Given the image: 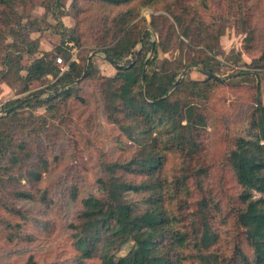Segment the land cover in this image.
I'll return each instance as SVG.
<instances>
[{"label": "trees", "instance_id": "trees-1", "mask_svg": "<svg viewBox=\"0 0 264 264\" xmlns=\"http://www.w3.org/2000/svg\"><path fill=\"white\" fill-rule=\"evenodd\" d=\"M98 1L115 10L114 15L105 17L103 31L97 37V44L104 53L123 65L116 66L117 71L112 76L96 67L93 56L89 59L79 54L78 59L73 58L72 49L81 47V37L59 16L61 0H0V82L13 88L21 84L22 91H31L34 97V101L25 96L3 104V110L8 112L0 115V186L9 182L20 186L25 178L33 185L41 180L46 161L28 163V145L21 140L18 143L19 136L26 129L31 133L40 120L46 121L45 117L34 113L36 108L45 106L46 111H56L73 96L78 86L91 80L98 86L106 120L119 131L118 143L127 140L129 146L122 145L124 154L118 158L102 160L101 175L97 178L100 195L88 194L79 200V211L70 224L79 251L78 261L98 259L101 264H140L141 260L143 264H184L197 260L200 264H264V111L260 108L256 109L247 134L235 137L225 157L242 187L241 205L235 210V219L244 230V238L234 245L232 255L220 254L214 248L217 233L209 218L214 206L208 196L199 201L197 211L187 216L182 213L188 206L187 198H182L183 194H189L188 178L206 172L194 165L201 153L202 132L207 122L197 102L207 99L225 80L215 74L202 80L177 79L191 65L215 73L210 61L220 52V48L217 51V31L223 28L224 17L211 12L213 19H208L199 5L186 3V0ZM229 2L232 9L233 0ZM164 3L174 20L165 27L167 17L153 15L150 25L158 33V40L152 41L147 20L137 19L144 7L155 8ZM176 4L180 9L175 8ZM208 4L209 0H200L202 8L209 9ZM38 6L52 10L56 25L42 24L32 17V9ZM73 6L79 7L77 0H73ZM25 18L30 19L28 24ZM48 29L59 36L58 53L45 51L36 56L41 53V37ZM30 32H39L40 36L31 38ZM178 34L182 35L183 57L160 60L159 49H167ZM9 38L22 49L11 45ZM60 48L65 49L63 59L69 65L63 73L56 62V56H61ZM150 51L152 57H148ZM25 56H28L27 63H24ZM154 64L162 77L153 78V74L147 72V67ZM254 66L264 68V47ZM85 67V76L81 78ZM247 74L241 73V76ZM49 76L53 80H49ZM38 84L45 87L34 91ZM48 91L50 95L39 98ZM24 110L31 112L26 114ZM171 154L182 159L181 174L173 178L166 170ZM78 189H71L74 199L79 196ZM15 192L18 200H38L32 189L19 188ZM176 200L180 203L176 204ZM106 207L123 223L148 230L135 237L127 253L116 262H112L107 253L121 248L128 237L109 227L102 214ZM12 210L24 220L30 217L20 208ZM20 224L7 222L5 227H20ZM24 264L39 263L29 259Z\"/></svg>", "mask_w": 264, "mask_h": 264}, {"label": "rangeland", "instance_id": "rangeland-1", "mask_svg": "<svg viewBox=\"0 0 264 264\" xmlns=\"http://www.w3.org/2000/svg\"><path fill=\"white\" fill-rule=\"evenodd\" d=\"M61 3L63 6L57 10L59 16L67 27L81 37V47L72 49L73 58L78 59L79 54L88 57L96 51L89 59L93 56L96 67L105 75H114L116 66L108 61L107 55L97 44V37L103 31L105 17L114 15L115 10L98 0H77V9L73 6V0H61ZM186 3L199 5L208 19H213L211 12L225 19L223 28L217 31V51L220 48V52L210 61L214 74L225 82L215 88L207 99L197 102L202 107L207 122L202 132L201 153L194 165L197 169L204 168L206 172L198 174L199 177L191 175L188 178L186 183L189 194L182 196L187 198L188 206L182 213L187 216L189 212L197 211L199 201L208 196L214 206L210 209L209 216L213 230L217 233L214 248L220 254L231 256L234 245L244 238V230L237 225L235 219V210L241 205L239 195L242 187L225 157L233 147L235 137L246 135L249 131L252 117L259 108L258 95L261 96L264 111V68L254 66V61L260 58L264 47V0H233L232 9L229 0H209V9L202 8L200 0H186ZM178 7L176 4L175 8L180 9ZM167 8L168 5L164 3L141 10L137 20H147L152 41L158 40V33L150 25L153 15L164 16V19L166 16L168 20L164 21L162 18L165 27L174 20L171 13L165 10ZM31 14L42 24L56 25L52 10L38 6L32 9ZM24 22L28 24L30 19L25 18ZM175 28L180 33L177 25ZM28 35L31 38L40 36L39 32H30ZM178 35L167 49H159L160 60L183 57L180 42L182 35ZM59 41V36L52 29L46 30L41 37V53L36 56H41L45 51L58 53ZM8 42L22 49L12 38ZM139 47L140 45L136 49ZM208 52L210 55L214 54ZM59 53L65 57V49L60 48ZM152 56L150 51L148 57ZM28 61V56H25L24 63ZM199 68L201 66L191 65L185 77L199 80L207 78L208 75ZM147 72L153 74V78L162 77V72L155 64L147 67ZM247 72V76H241V73ZM48 79L53 80V77L49 76ZM157 81L159 80L156 79ZM37 87L43 88L45 85L38 84L33 90ZM30 93L31 91H22L21 84L13 88L0 82V115L5 114L3 104L9 99L28 96L27 99L34 101ZM48 95L49 91L39 95V98H46ZM58 107L56 111H46L45 106L36 108L34 113L45 117L46 121L40 120L31 133L26 129L18 140V143L21 140V143L28 145V163L41 164L42 160L46 161L47 167L42 169L41 180L33 185L25 178L21 180L20 186L10 182L0 186V264H24L29 259L39 264H101L98 259L82 263L78 261L79 251L72 238L70 224L76 219L80 208L79 200L83 196L100 195L97 178L101 175L102 160H114L123 155L122 145L126 148L129 143L127 140L122 144L118 143L119 131L106 120L96 82L84 81L74 90L73 96ZM29 112L31 110H24L26 114ZM181 161L179 156L169 155L166 170L170 178L181 174ZM73 187L79 188L76 199L72 197ZM19 188L32 189L38 200H18L15 191ZM179 203L180 200H176V204ZM16 207L28 212L30 217L24 220L14 214L12 209ZM102 214L109 227L122 231L128 237L121 248L111 249L107 253L108 258L116 262L127 253L134 238L148 230L123 223L109 207ZM185 221L188 222L187 217ZM7 222H20L21 226L6 228ZM139 263L143 264L141 260ZM184 264L200 263L196 260L186 261Z\"/></svg>", "mask_w": 264, "mask_h": 264}, {"label": "water", "instance_id": "water-1", "mask_svg": "<svg viewBox=\"0 0 264 264\" xmlns=\"http://www.w3.org/2000/svg\"><path fill=\"white\" fill-rule=\"evenodd\" d=\"M95 53H96V51H94L92 54H95ZM92 54H91V55H92ZM91 55H89L88 58H89ZM107 58H108V59H109V60H110L115 66H123V65H119V64H118L117 62H115L111 57H108V56H107ZM189 67H190V66L186 67V68L181 72V74L179 75L177 81H179V80H181V79H183V78L185 77V75H186V73H187ZM199 70H200L202 73H204V74H206V75H208V76H210V75H214V73H212V72H210V71H207V70H204L203 68H199ZM85 72H86V67H85V70H84L83 76H82L81 78H83V77L85 76ZM215 75H216V74H215ZM226 77H228V76H226ZM143 82H144V79H143ZM258 85H259V81H258ZM175 86H176V83L174 84V87H175ZM258 92H259V89H258ZM258 106H259V108H260L261 110H263L262 99H261V96H260V95H258ZM7 112H8V110H5V113H7Z\"/></svg>", "mask_w": 264, "mask_h": 264}, {"label": "built area", "instance_id": "built-area-1", "mask_svg": "<svg viewBox=\"0 0 264 264\" xmlns=\"http://www.w3.org/2000/svg\"><path fill=\"white\" fill-rule=\"evenodd\" d=\"M56 60H57V65H58V67H59V69H60V71L62 73L65 72V71H67L69 69L68 63H65V61L63 60V57L62 56H58L56 58Z\"/></svg>", "mask_w": 264, "mask_h": 264}]
</instances>
